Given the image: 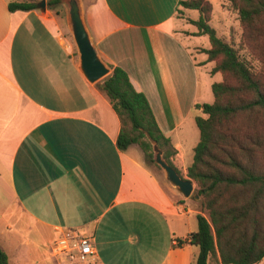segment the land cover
I'll return each mask as SVG.
<instances>
[{
	"label": "crops",
	"instance_id": "1",
	"mask_svg": "<svg viewBox=\"0 0 264 264\" xmlns=\"http://www.w3.org/2000/svg\"><path fill=\"white\" fill-rule=\"evenodd\" d=\"M0 0V247L10 264H191L200 198H185L145 157L118 147L121 120L78 69L53 10ZM182 0H94L84 19L106 64L143 93L184 179L200 138L197 105L211 75L176 34ZM209 49V48H206ZM195 187V184H194ZM90 237L86 262L57 256L63 237ZM181 242V244H180Z\"/></svg>",
	"mask_w": 264,
	"mask_h": 264
},
{
	"label": "trees",
	"instance_id": "2",
	"mask_svg": "<svg viewBox=\"0 0 264 264\" xmlns=\"http://www.w3.org/2000/svg\"><path fill=\"white\" fill-rule=\"evenodd\" d=\"M229 2L244 28L242 45L264 68V0ZM37 3L13 2L9 9L30 11ZM60 5L61 0L47 1L52 10ZM181 7L199 12L193 21L198 28L194 36H208L210 48L203 52L207 62L215 63L211 75L223 77L212 85L214 101L196 106L200 138L188 178L198 187L201 214L198 230L188 239L197 251L191 264H259L264 259V69L243 60L239 49L217 35L209 24L212 6L207 0H182L178 10ZM110 68L111 75L99 86L121 120L118 147L138 145L146 163L157 166L155 142L175 168L176 150L161 131L147 97L136 91L123 69ZM0 264H10L1 247Z\"/></svg>",
	"mask_w": 264,
	"mask_h": 264
},
{
	"label": "rangeland",
	"instance_id": "3",
	"mask_svg": "<svg viewBox=\"0 0 264 264\" xmlns=\"http://www.w3.org/2000/svg\"><path fill=\"white\" fill-rule=\"evenodd\" d=\"M94 0H82L84 7L90 6V4ZM212 6V13L209 24L216 30L217 35L223 39L224 41L232 44L236 49H239L241 58L256 69L259 70L262 68V65L255 61L249 50L242 45L244 28L239 20L237 12L232 8L229 0H207ZM53 14L59 22V27L61 29V33L65 41L70 44L72 47L76 57L78 58L77 49L73 40V36L69 30L68 20H67V12L65 7L61 4L60 6L53 8ZM200 15L198 11L195 10H187L183 7L179 8L175 17V30L176 34H178L182 38H188L190 36L195 37L194 35L198 33V28L193 24V21H197ZM198 37V36H196ZM185 43L191 47H196L195 55L196 60L201 62L205 56L202 54H206L203 51L206 48H210V42L208 36H199L197 39H191V41L185 40ZM207 55V54H206ZM208 59V56H207ZM202 72L204 71V67L208 68V72L211 74V70L215 66L214 62H207L202 64ZM264 69V68H262ZM264 73V70H263ZM264 77V76H263ZM215 79V82H221L223 77L220 73ZM214 101V96L212 94V102ZM135 151H139V155L145 157L143 151L138 148H132ZM157 165V164H155ZM158 166V165H157ZM151 166L155 172H162L163 169L160 166ZM195 184V183H194ZM198 187L195 184L194 192L192 197L197 194ZM208 217L207 214H204ZM264 264V259L259 263Z\"/></svg>",
	"mask_w": 264,
	"mask_h": 264
},
{
	"label": "water",
	"instance_id": "4",
	"mask_svg": "<svg viewBox=\"0 0 264 264\" xmlns=\"http://www.w3.org/2000/svg\"><path fill=\"white\" fill-rule=\"evenodd\" d=\"M67 12L69 30L78 53V69L90 84L102 83L112 73V69L101 57L84 19L82 0H61ZM40 9L46 10V0L41 1ZM153 143L154 161L160 166L168 181L185 197L189 198L194 192V182L184 179L178 171L164 159L163 151L157 143ZM194 197H200L195 194Z\"/></svg>",
	"mask_w": 264,
	"mask_h": 264
},
{
	"label": "built area",
	"instance_id": "5",
	"mask_svg": "<svg viewBox=\"0 0 264 264\" xmlns=\"http://www.w3.org/2000/svg\"><path fill=\"white\" fill-rule=\"evenodd\" d=\"M53 248L57 256L64 257L71 263L86 262L95 254L92 239L80 235L63 237L54 244Z\"/></svg>",
	"mask_w": 264,
	"mask_h": 264
}]
</instances>
